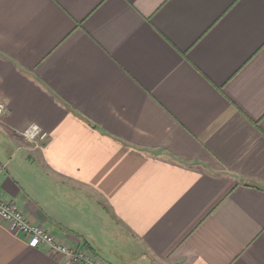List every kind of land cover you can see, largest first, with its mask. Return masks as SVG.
I'll return each mask as SVG.
<instances>
[{
    "label": "crops",
    "instance_id": "1",
    "mask_svg": "<svg viewBox=\"0 0 264 264\" xmlns=\"http://www.w3.org/2000/svg\"><path fill=\"white\" fill-rule=\"evenodd\" d=\"M0 98L29 223L105 264H264V0H0ZM0 264L74 263L0 221Z\"/></svg>",
    "mask_w": 264,
    "mask_h": 264
},
{
    "label": "built area",
    "instance_id": "2",
    "mask_svg": "<svg viewBox=\"0 0 264 264\" xmlns=\"http://www.w3.org/2000/svg\"><path fill=\"white\" fill-rule=\"evenodd\" d=\"M7 111L6 102L0 98V119ZM22 139L38 149L46 142L48 135L32 124L20 132ZM0 221L15 235H21L31 248L46 247L52 256H64L74 264H105L104 261L87 250L69 247L58 240L48 229L27 221L17 206L0 198Z\"/></svg>",
    "mask_w": 264,
    "mask_h": 264
}]
</instances>
